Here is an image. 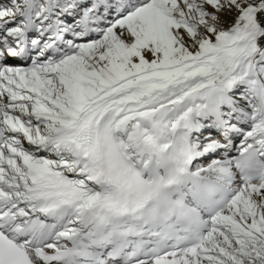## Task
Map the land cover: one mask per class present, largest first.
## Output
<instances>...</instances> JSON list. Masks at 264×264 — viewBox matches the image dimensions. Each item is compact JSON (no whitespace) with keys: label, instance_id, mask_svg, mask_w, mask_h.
<instances>
[{"label":"snow or ice","instance_id":"6c2138e0","mask_svg":"<svg viewBox=\"0 0 264 264\" xmlns=\"http://www.w3.org/2000/svg\"><path fill=\"white\" fill-rule=\"evenodd\" d=\"M0 264H264V0H0Z\"/></svg>","mask_w":264,"mask_h":264}]
</instances>
